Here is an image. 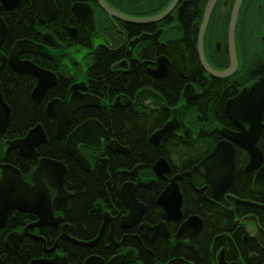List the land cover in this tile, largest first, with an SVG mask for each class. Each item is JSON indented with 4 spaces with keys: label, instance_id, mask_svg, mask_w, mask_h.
<instances>
[{
    "label": "flooded vegetation",
    "instance_id": "1",
    "mask_svg": "<svg viewBox=\"0 0 264 264\" xmlns=\"http://www.w3.org/2000/svg\"><path fill=\"white\" fill-rule=\"evenodd\" d=\"M30 1L36 5L35 21L31 29L34 39L21 38L14 42L9 39L7 42L15 12L26 0H21L12 10H7L0 0V18L7 27L5 40L0 44V96L10 107L5 89L8 73H12V82L15 81L13 79L16 74L30 76L34 83L31 98L35 103L42 105L48 117L46 129L40 123L46 132L47 141L36 148L37 157L34 160L22 157L17 149L10 148V142L26 137L34 128L28 130L23 137H14L15 133L24 129L20 130L14 126L10 107V119L3 132L1 131L5 123L3 120L0 121V167L4 164L14 166L8 162V158L18 157L20 161H25L24 167L28 168L24 173L21 171L24 179L34 184L32 173L40 159L48 158L40 156V151L52 147H49L48 131H55V140H64L66 146L67 137L89 120L100 122L104 130L109 131V139L101 138L100 147L80 144L81 150L104 148L113 155L129 157L132 154L131 147L121 144L113 136L117 116L125 118V113L130 112L146 119L152 116L157 118L165 112L168 119L149 136L150 144L157 152L159 151V156L151 169H148L146 164L147 159L151 158L149 151L150 153H142L131 168L122 169L123 175H117L119 178L116 180L110 174L113 179V197L109 196L107 200H102L96 205L102 216L100 231L105 223L106 227L102 238L95 246L86 247L62 238L63 227L69 225L70 238L83 241L72 236V224L66 221L67 204L72 197L69 191L71 197L60 210H54L56 217H62V222L58 226H35L34 224L39 221L36 214L12 211L6 226L0 231L7 227L13 214L19 215L24 225L6 236L5 247L10 234L21 232L32 225L34 226L29 229V233L39 239L25 237L17 253L11 252L7 247L6 249L12 254H18L24 241L31 239L41 242L43 246L44 255L36 259L63 256L69 261L68 255L60 250V243H73L92 251L98 248L104 250L105 257L96 253L91 256L103 258L106 264L114 257L130 251L134 253L125 264H220L221 257L226 264H264V237L258 236V227L254 221L246 220L256 217L262 228L256 214L260 213L263 216L264 209L238 202L243 200L264 205V195L255 188L257 174L264 168V160L260 168L247 170L251 162L249 152L228 135L249 132L252 124L242 118L233 121L226 109L230 100L236 99L244 92L249 94L255 86L264 81V0H104L117 12L139 21L152 20L169 6H173L165 18L145 23L125 22L111 17L99 0H53L57 7V15L54 20L44 23L38 16L39 0ZM75 5L86 6L81 9L82 18L74 10ZM211 6L208 23L203 30ZM89 7L93 9L92 18L88 12ZM233 21L235 23L232 29ZM49 35L54 38L59 48L50 43ZM201 35L207 63L215 71L227 72V76L216 78L203 67L199 52ZM143 37L145 38L142 40ZM20 40H29L44 47L38 54H22L21 59L33 62L56 76V81L47 88L40 100L33 98L38 78L17 72L10 64L12 50ZM5 44L8 45L7 48ZM190 50L196 52L202 83L191 79L195 72L192 69L193 54L187 55ZM102 57L107 60L102 61ZM163 57L169 60L168 73L164 77H156L151 71L158 68L157 63ZM75 58H80L82 62L76 61ZM189 85H192L195 93L200 96L198 106L187 104L185 88ZM73 87L81 94L98 98L100 106L78 110L72 117L65 137L59 140L57 122L47 114V105L52 100L69 99ZM13 90L15 87L11 88V91ZM182 99L184 105H180ZM248 103L249 101L246 104ZM243 113L240 111L241 115ZM76 116L78 120L74 125ZM174 119H179L180 129L174 137L160 146H155L151 141L152 135ZM261 125L263 129L256 145L264 158V109ZM200 135L207 140L206 144H203V151L196 147V140ZM111 141H117L127 149V152L123 154L113 151L110 147ZM221 142L229 143L234 148L235 168L231 185L217 196L218 192L211 183L210 166L202 168L198 166ZM51 144L55 145L57 142L52 141ZM190 145L191 151L183 148ZM179 153L182 154L181 157ZM185 153L186 159L182 158L185 157ZM201 153L202 158L196 159L195 155ZM161 159L166 161L169 171L160 176L154 167ZM96 160L100 162L102 159ZM35 163L36 167L29 174L31 165ZM93 166L92 164V169ZM185 173L186 175L178 181L182 193V216L177 221L168 220L167 212L158 205V200L171 185L172 180ZM126 183L139 184L136 197L145 208L138 224L129 228L122 226L123 219L131 214L122 198V188ZM117 187L119 191L115 192ZM50 191L54 199L57 192L53 187H50ZM155 192H159L158 195ZM238 194L250 196V199H241ZM245 208H251L254 213L240 215ZM192 217H197L191 222L192 229L197 228L198 222L201 221V230L194 236L188 233L184 235L185 238L178 239L176 236L180 229ZM226 217L229 222H226ZM163 222L166 223L167 232L159 231L156 236L150 231L145 232L146 236L140 233L142 225L155 227ZM262 229L264 231V228Z\"/></svg>",
    "mask_w": 264,
    "mask_h": 264
},
{
    "label": "water",
    "instance_id": "2",
    "mask_svg": "<svg viewBox=\"0 0 264 264\" xmlns=\"http://www.w3.org/2000/svg\"><path fill=\"white\" fill-rule=\"evenodd\" d=\"M7 10H12L16 8L21 0H1ZM101 6L104 10L114 18L125 22L134 23H145L151 21H158L165 18L173 6H169L162 14L158 17L147 20L139 21L132 20L127 16L117 12L111 8L104 0H99ZM86 6L75 5L74 10L81 17V9ZM212 6L209 7L207 18L204 23L203 30L208 23L209 13ZM88 12L92 18L93 9L88 8ZM57 15V7L53 0H39L38 5V16L40 21L48 23L54 20ZM82 18V17H81ZM234 21L232 24V29L234 28ZM203 34V32H202ZM7 35V27L4 21L0 18V44L5 40ZM145 37L142 38V40ZM49 41L56 47H60L54 41V38L49 35ZM44 50L43 46H40L29 40H20L16 43L10 55V64L14 70L19 73L33 75L38 78V85L33 92V98L35 100H40L47 88L56 81V76L54 73L46 71L36 64L30 61H24L21 59V55L25 53H40ZM200 59L203 67L212 76L216 78H221L227 76L226 73L218 72L212 69L207 63L204 50H203V35H201L199 43ZM49 56V54H45ZM55 59V58H54ZM169 60L165 57L158 61V68L151 71L156 77H164L168 73ZM235 65L233 66L234 69ZM199 95L195 93L192 85L185 88V98L187 104L190 106L199 105ZM247 101H249L248 104ZM100 100L89 94H81L76 87H73L70 92V98L66 101L52 100L47 105V114L56 120L57 122V138L61 140L65 137L68 126L71 123L73 115L80 109L85 107H99ZM227 113L229 117L236 122L238 118H242L245 121L251 122L252 126L249 132H243L241 134L228 135L234 142L238 143L244 147L251 156V162L247 167L248 171L258 169L263 163V154L258 148L257 141L261 135L263 125H261V116L264 109V81L255 86L252 91L248 93H242L236 99L230 100L227 104ZM240 111L244 113L241 115ZM250 111V112H245ZM11 109L3 101L2 96H0V121H4V126L2 128L3 132L9 122ZM181 124L179 119H174L165 124V126L155 132L151 141L155 146H160L169 138L175 136V133L180 129ZM101 138L109 139V131H105L103 125L97 120H89L75 129L66 140V148L70 156L80 165V167L87 172L92 170V164L90 160L83 154L80 149V144H85L90 147H100ZM47 141L46 132L41 124L34 127L26 137L15 140L9 143V147L17 149L22 157L30 158L32 160L37 157L36 148ZM110 147L113 151L125 154L127 149L123 148L117 141H111ZM166 161L161 159L160 162L154 167L155 171L161 176L163 173L168 172V164ZM210 166V176L211 183L214 186L216 192L221 195L224 193L232 183L233 172L235 168L234 162V148L231 144L221 142L217 145L214 152L204 159L198 168ZM0 229L6 226L8 221V216L12 211H20L23 213H33L39 217V221L34 224L35 226H45L52 225L58 226L62 222V217H56L54 210H60L63 204L71 197V193L65 188V176L67 173V166L59 161L42 158L39 160L37 168L32 173V181L34 184L27 182L24 179V175L20 169L4 164L0 167ZM185 174H180L176 176L171 185L162 194L158 200V205L163 207L167 212L168 220L177 221L181 218V204H182V193L180 191V186L178 181H180ZM139 184L133 185L132 183H126L122 188V198L126 204V207L131 210V214L123 219V227H133L138 224L141 215L144 211V206L141 205L136 197V190ZM50 187H53L57 194L55 198H52ZM256 190L264 195V168H262L258 174L255 182ZM239 203L248 206H259L264 209V205H256L254 203L238 200ZM107 217V215H105ZM197 217H192L190 221L186 222L180 232L176 236L178 239L185 238L184 235L191 233L194 236L202 228V222H198L199 226L192 229V221L196 220ZM249 221H254L258 227V236L264 237V231L259 226L256 217H250L246 219ZM32 225V226H34ZM32 226L26 227L21 232H14L9 235L6 240V247L11 252L17 253L20 249L21 242L25 237H32L39 239L38 237L31 236L29 229ZM106 223L100 231L98 237L91 242L78 241L70 238L69 236V225L63 227L62 238L70 239L74 243L84 245L86 247L95 246L103 236ZM166 223H161L158 226L150 227L148 225H142L140 227V233L142 236H146L145 232H152L154 236L159 233V231H166ZM167 232V231H166ZM134 252L130 251L127 254H122L114 257L109 264H125L129 262L132 254ZM222 258V257H221ZM220 258V264H226L224 258ZM30 264H69L67 257L56 256L51 259L42 258L35 259ZM84 264H106L105 260L97 255H93L86 259Z\"/></svg>",
    "mask_w": 264,
    "mask_h": 264
},
{
    "label": "trees",
    "instance_id": "3",
    "mask_svg": "<svg viewBox=\"0 0 264 264\" xmlns=\"http://www.w3.org/2000/svg\"><path fill=\"white\" fill-rule=\"evenodd\" d=\"M35 3L32 1L24 2L18 10H16L15 18L11 21V32L9 34V39L14 40L27 38L34 39V35H31L32 25L35 21ZM14 21V22H13ZM8 44V43H6ZM5 44V45H6ZM8 45H6L7 48ZM6 50V49H5ZM193 54V67L194 70L193 77L191 79L202 83V77L199 75L198 69L200 68L199 61L196 56V52L189 51L187 55ZM107 60L102 57V61ZM190 61V60H188ZM198 67V68H197ZM189 71V69H188ZM187 74L186 71H184ZM6 78L7 85V100L12 109L13 114V124L19 129V133H15L14 137H23L28 130L35 127L38 124H42L46 129V124L48 122V117L43 110L41 104L35 103L31 98V93L34 88L33 80L28 75L16 74L15 78L11 81L12 73H8ZM107 77V76H106ZM15 87V90L11 91V88ZM107 104V103H105ZM180 105H184L183 99ZM101 110V109H100ZM82 112V111H81ZM168 114L163 112L157 118L152 116L151 118H142L132 113H125V118L116 117L115 121V133L114 137L117 138L121 144L129 145L132 150V154L129 157L118 156L111 154L106 149L95 150L82 148L83 154L92 162L93 169L91 172L84 171L78 163L70 156L68 153L65 142L55 140V131L49 133L50 138V148L47 150L42 149L40 156H46L51 159H55L59 162L64 163L68 172L65 177V187L68 191L72 193V197L68 202L66 221L72 224L71 234L73 237L83 240L90 241L97 237L101 228V213L97 210V203L102 200H107L108 197H113L112 191L114 187L113 179L110 176L112 174L116 180L119 175H123L122 169L131 168L136 160L141 157V154L148 153L151 154V158H148L146 162L148 169H151L155 161L159 156V151L157 152L154 147L149 142V136L155 131L156 128L163 126L165 121L168 119ZM214 119V117L212 118ZM78 120V116L74 118V125ZM157 120V121H154ZM214 121V120H212ZM52 141H56L57 144H51ZM207 140L203 138V135L198 136L196 140V147L201 148L203 151V144H206ZM193 143V142H190ZM193 145V144H192ZM192 145L187 148L186 151H191ZM111 156L113 158H111ZM181 157L182 154L179 153ZM186 159L187 155L184 154ZM96 158H101L100 162H96ZM196 159L202 158V153L200 155H195ZM10 163L15 167L21 169L24 173L28 168L24 167V162L20 161L18 157L8 158ZM151 160V161H150ZM36 167V163L31 165L29 169V174ZM118 175V176H117ZM153 176V174L151 173ZM117 176V177H116ZM119 191V187L115 189V192ZM159 192H155L158 195ZM241 199H250V196L237 195ZM246 210V211H244ZM240 215H246L248 213H254L251 208H245ZM257 213V211H256ZM260 219V225L264 228V214L263 216L258 213ZM226 222L229 219L226 217ZM24 225L23 220H21L19 215L13 214L9 218L7 227L0 231V264H30V262L36 258L43 256V246L41 242L34 241L31 239H26L22 244L21 250L18 254L10 253L4 244L6 236L14 230L21 229ZM59 235V230H57V235ZM60 250L68 255L70 264H84L85 260L92 254H98L105 257V252L103 255L102 249L98 248L94 251L86 247L77 246L73 243H60Z\"/></svg>",
    "mask_w": 264,
    "mask_h": 264
},
{
    "label": "rangeland",
    "instance_id": "4",
    "mask_svg": "<svg viewBox=\"0 0 264 264\" xmlns=\"http://www.w3.org/2000/svg\"><path fill=\"white\" fill-rule=\"evenodd\" d=\"M76 61L82 62L80 58H75Z\"/></svg>",
    "mask_w": 264,
    "mask_h": 264
}]
</instances>
